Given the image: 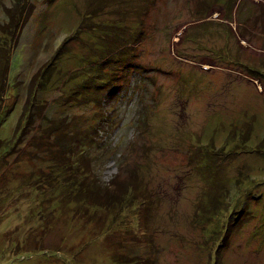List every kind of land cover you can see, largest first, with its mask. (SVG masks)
<instances>
[{
  "label": "rangeland",
  "instance_id": "374dc122",
  "mask_svg": "<svg viewBox=\"0 0 264 264\" xmlns=\"http://www.w3.org/2000/svg\"><path fill=\"white\" fill-rule=\"evenodd\" d=\"M17 1L0 0V138L44 105L0 149V264H264V0H19L15 45ZM51 119L122 206L53 161Z\"/></svg>",
  "mask_w": 264,
  "mask_h": 264
},
{
  "label": "trees",
  "instance_id": "16d2710c",
  "mask_svg": "<svg viewBox=\"0 0 264 264\" xmlns=\"http://www.w3.org/2000/svg\"><path fill=\"white\" fill-rule=\"evenodd\" d=\"M19 1V0H18ZM16 2L18 4V8L17 10L15 9V6L12 8H8L6 10V22H4L5 24H1V30H4V32L6 33V35L10 37V40H13V42L15 43V45L17 44L18 40L17 38L19 37V33L20 30L23 26V23L27 21V19L30 17L32 8L29 7V5L27 4V6H23L20 5V1ZM16 4V5H17ZM20 7V8H19ZM140 25V23H139ZM105 30V29H103ZM17 41H16V40ZM8 43V41H0V46L1 47H5V44L3 45V43ZM10 53L9 49H6V54H5V59H6V64L3 66L2 69H0V107L2 104V99H3V95H4V87L6 86V80H7V74H8V69H9V58H10ZM109 56V55H108ZM107 58V57H106ZM108 59V58H107ZM86 60L82 61V66H84V69H88V71L91 69V64L86 63ZM50 65V64H49ZM48 64L45 66V68L43 69V71H37V73H35L32 77H31V85H37V89L40 88H44L46 86V82L47 80H49V75H48ZM101 65V64H100ZM80 71V70H79ZM99 70H95L93 73H89L84 74L83 75V80H82V86L86 85V81L89 78H93L96 77L98 79L99 75H100V71ZM79 72H76L75 75H78ZM46 79V80H45ZM41 80H45L46 82L41 83ZM103 83V82H101ZM86 87V86H85ZM99 87V86H98ZM34 89H36L34 87ZM41 90V89H40ZM79 91V88H78ZM36 94V92H35ZM36 97V95H35ZM33 101H31L29 103V106H27V104H25L24 109L18 119V122L15 126L14 129V137L10 140V139H1L0 138V149H10L12 146L14 147L20 140L23 139L25 135L28 134V126L33 122V118H34V114L37 115L38 114V110H40V108L44 105V100H42V102H34L35 98H32ZM37 110V111H36ZM39 116H41V120H44V117H42V114H40ZM39 118V117H38ZM28 125V126H27ZM40 127V126H39ZM67 126H64L62 124H60V122L57 119H51L49 120L48 124L44 127L41 128V132L39 133V138H40V143H46V144H54L57 148L54 149L55 151V155L53 156V161L61 163V159L66 160L67 161V166H66V170L70 171L72 173V175L79 180V173L81 172L83 174V179L87 180V184H85L81 179V186L85 187V189L87 190V194L89 196H94L95 197V203L94 205L96 206H103L101 203V195H105V199H112L115 200L113 201V203H116L117 205L122 206L123 203V198L126 195L125 190H119L117 191H112L110 192L107 188H105L103 190V192L100 193V190L98 189L97 186H95L94 182H96V179L93 178V176L89 175L90 171H86L83 169V167L77 163L78 157H79V153H75L74 152V146H59L57 143L61 140V137H65L66 134L69 135H76V133L74 131H69L66 129ZM67 130V131H65ZM15 135H18L15 137ZM38 134H34L33 137V141L35 142V139L37 138ZM50 136L54 137L53 141L52 139L50 140ZM73 137V136H72ZM39 143V144H40ZM37 143V145H39ZM54 147V146H53ZM83 154V150L80 152V155ZM71 155H73L71 157ZM84 155V154H83ZM56 156V157H55ZM55 157V158H54ZM81 158V157H80ZM91 183H93V185H91ZM79 187V189L82 191V187ZM85 190V191H86ZM117 190V189H116Z\"/></svg>",
  "mask_w": 264,
  "mask_h": 264
},
{
  "label": "bare ground",
  "instance_id": "6f19581e",
  "mask_svg": "<svg viewBox=\"0 0 264 264\" xmlns=\"http://www.w3.org/2000/svg\"><path fill=\"white\" fill-rule=\"evenodd\" d=\"M62 120V119H61ZM63 121V120H62ZM245 131V130H244ZM239 133V132H238ZM244 133V132H243ZM241 134V133H240ZM235 145V144H234ZM208 162H206V164H207ZM202 166V165H201ZM203 167V166H202ZM204 168V167H203ZM202 168V169H203ZM202 173L204 174V172H203V170H202ZM204 182V181H203ZM207 183V182H206ZM205 188V187H204ZM206 190V189H205ZM205 190H204V192H205ZM208 190V189H207ZM212 190V189H211ZM207 192V191H206ZM214 193H215V190H214ZM218 193V192H217ZM204 195V194H203ZM203 195H202V197H203ZM211 195V194H210ZM205 196V195H204ZM208 197H211V196H208ZM206 198V197H205ZM204 198V199H205ZM212 199V198H211ZM206 200V199H205ZM204 200V201H205ZM208 200H209V198H208ZM210 201V200H209ZM214 201V200H213ZM206 202V201H205ZM211 204V203H210ZM217 205V204H216ZM206 206V205H205ZM218 206V205H217ZM211 208V207H210ZM212 210V209H211ZM215 210V209H214ZM211 212V211H210ZM210 212H209V214H210ZM212 214V213H211ZM230 220V219H229ZM228 222V221H227ZM229 225V224H228ZM230 228V227H229ZM228 230V229H227ZM224 234V233H223ZM225 240V239H224ZM227 240V239H226ZM225 244H227V242L225 243ZM217 246V245H216ZM216 248V247H215ZM218 254V253H217ZM217 254H216V256H217ZM216 256H214V257H216ZM218 259V258H217ZM218 261V260H217ZM138 263V262H137ZM217 263V262H216ZM141 264V263H140ZM149 264V263H148Z\"/></svg>",
  "mask_w": 264,
  "mask_h": 264
}]
</instances>
